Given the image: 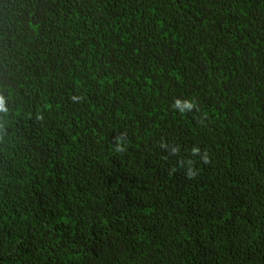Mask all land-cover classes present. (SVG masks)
Returning <instances> with one entry per match:
<instances>
[{
    "label": "trees",
    "instance_id": "16d2710c",
    "mask_svg": "<svg viewBox=\"0 0 264 264\" xmlns=\"http://www.w3.org/2000/svg\"><path fill=\"white\" fill-rule=\"evenodd\" d=\"M0 264H264V0H0Z\"/></svg>",
    "mask_w": 264,
    "mask_h": 264
},
{
    "label": "clouds",
    "instance_id": "9594fccd",
    "mask_svg": "<svg viewBox=\"0 0 264 264\" xmlns=\"http://www.w3.org/2000/svg\"><path fill=\"white\" fill-rule=\"evenodd\" d=\"M4 107H3V100L2 98H0V111H3Z\"/></svg>",
    "mask_w": 264,
    "mask_h": 264
}]
</instances>
